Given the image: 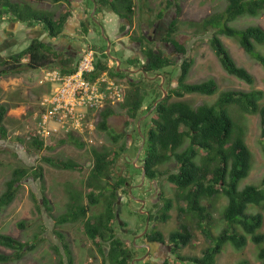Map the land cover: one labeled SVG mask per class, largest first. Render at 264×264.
I'll return each instance as SVG.
<instances>
[{
    "label": "trees",
    "instance_id": "trees-1",
    "mask_svg": "<svg viewBox=\"0 0 264 264\" xmlns=\"http://www.w3.org/2000/svg\"><path fill=\"white\" fill-rule=\"evenodd\" d=\"M96 2L97 9L94 17L99 22L103 18L100 17L103 6H108L110 12L116 13L121 19L131 20L134 14L133 0H96ZM171 7L175 16L167 22V18L164 16ZM86 11L88 13L89 8ZM180 11L181 7L178 5L177 0H168L167 8L158 13V17L163 19L158 22L159 26L157 24L155 26V29H157L160 26L163 27V24L166 23L167 34L165 33L166 35L163 36L162 40L158 41L161 48L155 49L151 46L155 41L150 42L148 34L138 37L137 39L142 40L141 48L144 49L142 52L144 55L143 57L131 56L128 58V63H130V67L142 68V77L137 80L129 77V75L122 76V78H127L130 85V93L125 101L121 103L126 110V129L132 125H137L140 118L148 113L153 108L154 103L163 95V91L154 93L152 100L146 102L144 95L147 93H139L138 90L135 93L137 84L146 81V79L143 80L144 73L149 75L159 74V77L164 76V87L167 89L166 97L157 102L153 111L142 122L148 126V129L139 133L135 128L136 142H134V147L136 152L141 145L142 135L145 137L139 158L141 166L135 167L139 169L138 173H130L132 174L130 177L121 174L115 182L109 183L114 170L113 165L120 155L125 153V144L123 143L116 151L107 148L93 149V165L85 182V185L91 190L88 193H85L84 190L74 192L75 190L70 188L73 204L69 206L68 212L66 211L54 219L57 225L82 222L84 234L103 250L101 252L103 262L100 264H130L134 256L128 250L129 254L121 248L123 243L119 239L111 238L115 237L112 229L117 222V203L128 199L131 187L133 190L135 188L138 190L137 197L146 199V203L151 209L159 208L163 221L170 217L169 212L174 207V201L177 200L180 205L182 201L186 204V207L180 206V211L191 215V218L197 219L198 223L202 225L210 217L208 207L203 203V200L219 195L228 199L223 210L222 220L225 222L223 230L217 236H212L209 230L202 225L203 231L211 236L214 245L205 250L202 257L186 256L181 257L182 260H190L198 264H216V258L221 254L226 244H232L236 249H242L249 240L258 245L264 243V231L261 230L264 226V178L260 184H246L240 187L242 180L250 174L252 152L245 139V123L240 118H235L240 117L243 113L259 114L264 154V104L260 102L264 97V91L262 89H252L250 91L228 89L220 94L215 103H205L198 106H194L184 99L172 100L174 96L183 97L187 93L212 95L218 90V84L213 78L202 82H187V76L193 64L192 60L187 59L181 65L180 74L176 75L175 82L177 85H172L175 72L168 71L166 67H175V61L171 59L165 43H168L177 52L184 53L185 51V46L173 36L177 28ZM262 12H264V0H227L226 8L222 13L210 15L201 23L204 30L210 28L215 30L214 35L210 38L211 45L224 69L229 74L250 84L254 83V76L247 68L237 64L219 34L235 38L245 52L264 67V53L256 48L257 44L264 43V28L260 25L237 28L229 24V22L239 17L245 15L257 16ZM66 14L67 12L56 18L53 12L35 9L26 2L0 0V23L4 20L43 23V28L48 32L49 37L56 40L68 36V33L63 29L67 20ZM88 24L90 23L87 20L82 25L83 31H86L85 33L90 31ZM122 29H125L124 25H122ZM81 34H75L74 37L81 39ZM77 44H80V42ZM88 47L91 46L84 45L77 49L69 47L68 51L58 53L47 38H34L32 43L23 51L0 59V76L9 73L20 74L46 66L59 67L63 72H71L76 70L78 62L81 60V54ZM67 54H69V58H66ZM99 54L95 49V71L92 73L93 76L109 69L108 61H102L101 58H98ZM101 54L104 58L108 56L106 49H103ZM78 55L79 60L77 61L75 58ZM23 58H27V62H23ZM110 74L120 76L116 67H113ZM154 85L156 88V82ZM155 88L153 90H157ZM232 107H238L240 115L234 116L237 112H234ZM6 112V105L1 103L0 134L3 138L8 135V130L1 125ZM115 113L111 105L103 108L100 112L101 119L98 122V127L102 130H108L110 128L109 118ZM125 135H128V132L120 133L114 139ZM17 140H21V138H17ZM59 142H69L79 147H84L87 144L82 137H76L72 134L60 139ZM28 143L34 149L39 150L44 147L46 141L31 132ZM48 147L51 148V146ZM134 154L137 155L135 152ZM43 159L62 169H82L79 162H75L72 158L67 160ZM170 161L178 164L176 170L159 169L161 165ZM132 163L129 161V166ZM143 170H145V181L142 186H138L141 182ZM28 172L29 169L24 167L15 168L11 178L6 182L5 191L0 195V210L14 200L20 186L19 183L27 176ZM34 173L39 180L43 179L41 166H38ZM164 175H166L168 181L176 186L174 199L167 198L162 194L158 199L153 200L152 196H146L145 192H141V188L145 187L154 191L155 185L163 179L160 176L163 177ZM95 192L98 194H95ZM160 193L162 192L160 191ZM34 199L38 200L35 197ZM85 199H87L86 202ZM102 201L103 206H105L104 209L92 216L90 212L92 205ZM47 203L49 201L44 198L46 206ZM139 204L141 205L140 202ZM253 207H259L260 210H251ZM37 208L39 212L42 211L39 201H37ZM117 224L118 227H121L118 222ZM20 226L25 227L26 225L22 221ZM41 226H45L44 221ZM57 234L61 239L64 237L61 231H57ZM148 237L152 242L164 239L160 231H153ZM191 237L187 224H184L181 230L171 232L169 239L174 243V254L177 255L178 249L176 248L181 245L186 246ZM106 239H112L111 251L106 250ZM0 244L14 250L11 253L0 251V263L19 260L28 248L35 246L32 244L28 247L25 242L9 234H0ZM54 250L59 256L60 264H66L62 259L65 254L68 263L73 264L74 257L68 243H63L62 247L55 245ZM258 257L264 264V247L260 249ZM239 264H247V261L244 259Z\"/></svg>",
    "mask_w": 264,
    "mask_h": 264
},
{
    "label": "rangeland",
    "instance_id": "rangeland-1",
    "mask_svg": "<svg viewBox=\"0 0 264 264\" xmlns=\"http://www.w3.org/2000/svg\"><path fill=\"white\" fill-rule=\"evenodd\" d=\"M16 1L29 3L30 6L35 9L53 12L56 18L67 12V20L63 29L69 34L72 33V36L70 37V35H68L65 39L74 43L76 47L79 45L77 42H80L81 46L90 45L97 49L100 53L98 58H101L102 61H107L111 57L120 60V68H118V63L115 67L120 75L118 77L121 78L122 76L126 77L130 75L122 70L130 64L128 63L127 57H133L134 55L141 56L137 51L131 52L134 46L137 47L133 42L138 37L142 36L144 34L143 32L148 34V36H153L156 24L163 19L158 17V13L161 10H165L168 6V0H133L134 14L131 17V20L126 19L127 23L131 24L130 30L126 29L127 31H125V29L120 28L119 31H117L115 24L118 18H112L113 21L109 23L107 22V14H116L110 12L108 6H103L101 9L100 17H103L104 19L101 18L100 23L94 16L88 18L84 17L85 12H87L85 10L87 5L83 0H60L57 2L55 0ZM88 1L91 5L92 1ZM177 3L180 5L181 11L178 15L179 20L173 36L185 46V51L184 53L180 51H178V53H174L173 51V53H170L171 59L175 61V67L167 66L166 69L175 72L172 85H177L175 82L177 79L176 75L180 74L181 65L183 61L187 59L193 61L187 76V82H202L213 78L218 84V90L212 95L187 93L183 97L174 96L172 100L184 99L192 105L198 106L205 103H215L220 94L228 89L245 91L262 89L264 91V67L251 55L246 53L235 38L219 34L237 64L247 68L254 76L255 81L253 84H250L229 74L222 66L219 57L211 45L210 38L214 35L215 30L211 28L209 30H204L201 26L202 21L208 16L215 13H222L226 8L227 0H177ZM173 16H175V13L171 7L166 11L164 17L167 18L168 22ZM82 18L83 20L87 19L89 21L92 26V31L90 30L88 33H85L86 31H80L79 28H77L80 21H83ZM26 24L30 25V23ZM26 24L17 22V24H6L5 28H2V24L0 23V45H3L4 47L12 46L15 43L20 42L19 39H24L25 41L27 36H33L25 31L27 27H25ZM229 24L237 28H244L249 25H260L264 28V12L257 16L245 15L239 17L234 21L229 22ZM118 25L120 26V23H118ZM31 29L33 30L34 28ZM160 30H162V26L156 29L159 33ZM11 32L13 35H11ZM80 33H82L81 39L74 37L75 34L77 35ZM127 33L129 34L126 35ZM122 39H124L123 42H126L127 45H130L131 50L123 45ZM62 40L63 39H61V41ZM109 42L111 43L110 46ZM144 43L147 44L145 41ZM60 44L63 45L66 43L62 41ZM24 45L22 44L15 48H11L10 50H7L8 53L3 52L1 58L7 56L9 52L22 49ZM108 46L110 48V54L108 53L107 58H104L101 51L103 49L107 50ZM151 46L155 47V43L151 44ZM256 48L264 53V43L257 44ZM57 49L60 50L62 48L57 45ZM75 59L78 61L79 55ZM141 59L142 58L140 57V60ZM23 62H27V60L24 59ZM34 73L37 78L42 76V70L34 71ZM137 75L133 74L132 78L138 80L142 77L139 73ZM147 77L149 78V82L143 81L138 83L135 88V93H137V90L139 93H147L144 95V98L146 102H150L154 93L162 92L161 83L163 82V79L160 81V78H154L152 74H148ZM155 82L157 84L156 88L154 85ZM126 83L129 84L128 81ZM42 85L48 87L49 83L46 82ZM39 87V82L33 77L31 70L20 74L9 73L7 75H2L0 76V103H3L9 98L14 101L12 102L14 107L24 106L29 112L33 106L32 104H34L36 95L41 93ZM154 88L157 90H153ZM127 93H130V88L127 89ZM38 97L39 95H37V98ZM260 102L264 104V97ZM112 107L116 113L109 118L110 128L108 130H102L97 127L95 133L91 134L89 137L83 138L87 143L84 147H79L78 145L69 142L60 143L59 141L57 142V140H54L50 144L51 148L46 146L42 149L36 150L31 147L28 142H25L24 145L19 142H8V146H6L4 142H2L3 140H0V195L5 191L6 182L11 178L16 167L29 169L27 176L21 180V183H19L20 186L16 192L14 200L0 210V234H9L25 242L28 247L32 244L35 245L33 248H28L21 259L0 264H60L59 256L55 252L54 247L55 245L62 247L63 243H68L72 249L71 251L74 257L73 264H100V260L103 259V255L101 254L103 250L101 247L96 246V243H93V241L84 234L82 222L57 225L54 219L57 218L58 215L64 214L69 206L73 204V196L70 194V188L74 189V192L84 190L85 193H88L91 190V188H88L85 185V182L93 165V149L107 148L111 151H116L123 145V143L125 144V153L121 154L113 165L114 170L111 179H109V183L115 182L121 174L130 177L132 176L130 173H138L137 171H139V169L135 167H140L141 163L139 160H136L139 149L136 152L134 147V142H136L135 128L141 133L142 131L145 132L148 129V126L142 123L140 125V130L138 125H132L126 129V110L121 107L120 104L116 103L113 104ZM232 108L234 112H237L234 116L240 115L238 107ZM235 118H240V120H243L245 123V139L252 152V168L250 174L242 180L240 187H243L246 184H260L264 178V154L259 114L243 113L240 117ZM6 120L12 136L13 132L17 133V135L25 133L26 127L24 128V124L22 127L21 121L12 116H9L5 121ZM125 132H128L129 136L125 135L124 137L114 139L116 135L120 133L124 134ZM12 141H15V139H12ZM134 152L137 154L136 156ZM43 158L53 160H67L72 158L75 162H79L82 169H62L50 164ZM134 160H136V165L134 164ZM129 161L133 162L131 166L128 164ZM38 166H41L43 170L42 180H39L34 173ZM177 166L178 164L170 161L161 165L159 169L176 170ZM142 175L143 172L141 174V182L138 185L142 184ZM160 178L163 179L162 181H158L155 185L156 190L154 189V192L157 191L159 193L161 191L162 193H160V195L164 194L167 198L174 199L176 186L166 179V175L163 177L160 176ZM152 191L146 187L141 188V192H145L146 196H149ZM95 194L98 193L95 192ZM137 194L138 190L136 188L135 190H130L128 199L124 200L125 202L120 210V217L128 222L141 219L146 226L147 214H145L144 211L147 213L148 209L146 207L149 206L148 204L140 205L137 200L139 199ZM154 196L157 198L156 195ZM34 197L37 198V201L41 204V212L38 211L37 201ZM44 198L49 201L47 206L44 204ZM86 201L87 199H85V202ZM203 203L207 205L210 217L206 219L202 225L209 230L212 236H217L225 226L222 217L224 207L227 204V198L220 197V195L214 196L208 200H204ZM180 206L186 207L185 202L182 201V204L180 205L177 200L174 201V207L169 218V223L172 225V228L169 225H165L164 229L170 231L173 228H180L181 224H189L193 237L189 245L180 250L179 256L176 254L167 255L164 249H162V254L169 256L167 264H195L182 260L181 257L201 256L208 247L214 245V241L211 239V236L203 231V227L198 223L197 219H193L189 214L180 211ZM104 207L103 201L94 203L90 211L92 216L100 213ZM143 207L144 210L142 209ZM251 210L258 211L260 208L253 207ZM22 221L25 223V227L20 226ZM43 221L45 226H41ZM117 222L114 224L115 233L121 236L125 235V237L128 238L124 247L128 249L133 238V247L135 248L136 246H139L142 239L136 238L142 234L144 229L134 237V234L121 230V227H118ZM197 224H200L201 227ZM131 226L136 229L135 223H132ZM261 230L264 231V226ZM57 231L63 233L64 237H62V239L57 234ZM263 247L264 243L258 245L251 240H249L247 245L242 249H236L232 244H226L221 254L217 256L216 264H238L242 259L247 260V264H262L261 260L258 258V254ZM0 251L11 253L14 250L0 244ZM159 251L160 249H158V252ZM132 252L134 256H139L143 251L134 250ZM62 259H64L66 264H69L66 254ZM135 263L140 264V261L136 260Z\"/></svg>",
    "mask_w": 264,
    "mask_h": 264
},
{
    "label": "built area",
    "instance_id": "built-area-1",
    "mask_svg": "<svg viewBox=\"0 0 264 264\" xmlns=\"http://www.w3.org/2000/svg\"><path fill=\"white\" fill-rule=\"evenodd\" d=\"M95 71L94 52L87 48L73 73L60 69L47 70L45 78L51 83L45 107L36 123V134L43 138L67 136L70 133L88 135L96 127L99 112L111 100L121 99L122 84L108 72Z\"/></svg>",
    "mask_w": 264,
    "mask_h": 264
},
{
    "label": "clouds",
    "instance_id": "clouds-1",
    "mask_svg": "<svg viewBox=\"0 0 264 264\" xmlns=\"http://www.w3.org/2000/svg\"><path fill=\"white\" fill-rule=\"evenodd\" d=\"M87 9V8H86ZM85 9V10H86ZM84 10V11H85ZM119 16V15H118ZM104 19V18H103ZM10 22V23H9ZM17 22L18 23H23V24H26V23H30V25H25V27H26V29H25V31L27 32V33H29V34H31V35H33V36H27L26 38V40L24 41V39H19L20 40V42H18V43H15L14 45H12V46H3V45H0V59H2L1 57H2V55H3V52H7V50H10L11 48H15L16 46H18V45H24V47L22 48V49H20V50H16V51H14V52H9V54L7 55V56H5L4 58H6V57H10L11 55H14V54H16V53H19V52H21V51H23L25 48H27L31 43H32V41L34 40V38H47L48 39V42H50V43H52L53 44V47H54V50H56L58 53H63L64 51H68V49H69V47H72V48H74V49H77V48H81V47H83V46H81V44H79L78 45V47H76L75 45H66V44H60L62 41H61V39L62 38H65V36H63L61 39L59 38H57V40L56 39H52L51 37H49V34H48V32L43 28L44 27V24L43 23H31V22H27V21H9V20H4L3 22H1V24L2 25H4V26H2V28H5V26H6V24H11V23H13V24H17ZM6 23V24H5ZM103 23V22H102ZM104 26V25H103ZM38 27H41V29H38ZM31 28H34L33 30L31 29ZM42 31V34L40 35V36H36V34H37V31ZM81 31V30H80ZM92 31V30H91ZM11 35H13V33L11 32ZM16 35V34H15ZM14 35V36H15ZM26 36V35H25ZM25 36H24V38H25ZM111 44V43H110ZM57 45L60 47V48H62V49H57ZM130 46V45H129ZM88 48H91V47H88ZM86 50V49H85ZM91 50L94 52V66H95V49H93V48H91ZM85 52V51H84ZM84 52L81 54V57H82V55L84 54ZM131 52H133V50H131ZM8 53V52H7ZM107 53H108V51H107ZM109 54H110V49H109ZM69 54H67V56H66V58H69V56H68ZM73 57H74V55H73ZM24 59H26V60H28L27 58H23V60ZM80 61V60H79ZM113 61H114V63H116V65H117V61H120V60H117L116 61V59L114 58L113 59ZM116 61V62H115ZM121 62V61H120ZM79 63V62H78ZM121 64V63H120ZM114 67H115V64L113 65ZM0 67H1V65H0ZM77 67H78V65H77ZM120 67V66H119ZM127 69H131V70H137V69H141L142 70V68H134V66L133 67H130V66H128V67H126ZM52 69H59V67H49V66H46V67H39V68H36V69H34V70H32L31 72H32V74H33V77L37 80V82H39V88L41 89V93L40 94H37V95H39V97L37 98V95H36V97H35V100H34V104H32L33 106L31 107V110H29V112H28V110H27V108L26 107H24V106H13L12 105V102H14L12 99H9V98H7L8 100H6V101H4L3 102V104H5L6 105V107H7V112H6V114H5V117H4V119H3V122H2V126H4L7 130H8V135H7V137H5V138H3L2 136H1V134H0V140H3L2 142H4V144L6 145V146H8V142H14V143H20V144H25V142H28L29 141V137H30V134H31V132H33L34 134H36V130H35V127H36V123H37V121H38V119H39V117L41 116L40 114L43 112V110L45 109V107L41 104V101H42V99L44 98V97H46V96H48V95H50L49 94V91H50V88H51V83L49 82V81H47L46 80V78H45V75H46V72H47V70H52ZM125 69V68H124ZM37 70H42V76L40 77V78H37L36 77V75H35V73H34V71H37ZM76 70H77V68H76ZM76 70H74V71H71V72H64V73H73V72H75ZM112 70V69H111ZM123 70V69H122ZM62 71V70H61ZM143 71V70H142ZM142 71H139L138 73L140 74V76H141V73H142ZM63 72V71H62ZM103 72V71H102ZM123 72H126L125 70H123ZM101 73V72H100ZM126 73H129L130 75H129V77H133V74L134 75H137L138 73H131V72H126ZM108 74L114 79V80H116V82H118V83H120V84H122V89H123V94H122V96H121V99H117V100H115L114 102H112L111 100H109L108 102H107V105H113V104H120V106L122 107V105H121V103H123L124 101H125V99H126V97H127V95H128V93H127V89L128 88H130V86H129V84H127L126 82H127V78H122V79H120L118 76H112L111 74H110V72H108ZM144 75H145V77H147L148 76V74L147 73H144ZM154 76V78H155V76H157V77H159V74H155V75H153ZM145 77H143V80H145L146 79V82H149V78L147 77V78H145ZM156 77V78H157ZM160 78V81H161V79H163V82H164V84H165V77L164 76H160L159 77ZM46 82H48L49 84H50V87L48 86V87H44L42 84L43 83H46ZM164 84H163V87L161 86V90L163 91V88H165L164 87ZM166 89V88H165ZM167 90V89H166ZM163 96V95H162ZM161 96V97H162ZM160 97V98H161ZM156 104H157V101L155 102ZM154 103V104H155ZM1 104V103H0ZM106 105V106H107ZM105 106V107H106ZM156 106V105H155ZM155 106H153V108L152 109H150V111L148 112V113H146V114H144L141 118H140V120L138 121V123L141 125V123H142V121L145 119V117H147L152 111H153V109L155 108ZM104 107V108H105ZM101 112V111H100ZM100 112H99V119H98V121H97V124H96V127L92 130V132L91 133H89L88 135H77V134H73V133H70V134H72V135H74V136H79V137H82V138H84V137H89V136H91V134H93V133H95V130L97 129V127H98V122L100 121V119H101V116H100ZM9 116H12L13 118H15V119H17V120H19V121H21L22 122V127H23V124H24V128L26 127V130H25V133L24 134H22V135H17V133H14L13 132V136H12V134L10 133V131H9V126H8V123H7V120L5 121V119L6 118H8ZM111 117V116H110ZM31 123V124H30ZM138 123H137V125H138ZM31 126H33V127H31ZM99 128V127H98ZM135 128V127H134ZM129 132V131H128ZM70 134H68V135H70ZM37 135V134H36ZM68 135L67 136H50V137H46V138H43L41 135H37L38 137H40L41 139H44L45 141H46V143H45V145H44V147H46V146H51L50 144L52 143V141H54V140H57V142L60 140V139H63V138H66V137H68ZM143 135H142V139H143ZM17 138H21V140H17ZM145 138V137H144ZM12 139H15V141H12ZM83 140H85V139H83ZM142 143V142H141ZM141 154V153H140ZM139 158H140V156H139ZM139 158L137 159V160H139ZM134 164H135V160H134ZM136 165V164H135ZM145 181V180H144ZM144 184V183H143ZM142 184V185H143ZM141 185V186H142ZM130 190H132V187L129 189V192H130ZM141 198V197H140ZM143 198V197H142ZM138 200V203L140 202H142L141 203V205L142 204H145V205H147V203H146V199H143V200H141V199H137ZM204 200H208V199H204ZM203 200V201H204ZM227 201H228V199H227ZM123 202L124 201H121V202H119V203H117V208H116V220L118 221V223L121 225V230H123L122 228L126 225V227H124V228H126V232H130L131 234H134V237H135V235H137L138 233H140V231H142V229H144L143 230V232H142V234L141 235H139L136 239H138V238H141L142 240H143V237H148V235L149 234H151L153 231H160L162 234H163V237H164V239L163 240H156V241H158V244H157V246L156 247H162V249H164V251H165V253L167 254H170V255H174V243H172L171 242V240L169 239V236H170V233L171 232H173V231H175V230H181L182 229V227H183V225L184 224H181L180 225V228H173L172 230H170V231H166L165 229H164V226L165 225H169L171 228H172V225L169 223V218L167 219V220H162L161 219V212H159V208H150V207H146L148 210V212L146 213L145 211H144V213L145 214H147V222H146V226H145V224L143 223V221L140 219V220H137V221H133V222H130L129 221V225L128 224H125V222L127 223L128 221L127 220H123L122 219V217H120V210L122 209V207H123ZM140 207V206H139ZM143 210H144V207L142 208ZM172 211V210H171ZM171 211L169 212V214H170V216H171ZM150 214H151V216H150ZM191 216V215H190ZM132 223H135V226H136V229L133 227V226H131V224ZM141 224V225H140ZM188 225V227H189V231L191 232V230H190V226H189V224H187ZM199 227H201L200 226V224H197ZM161 226H162V228H161ZM124 231V230H123ZM191 235H192V237H193V233L191 232ZM192 237H191V239H192ZM142 240H141V242H142ZM133 242H134V238H133V240H132ZM190 242H191V240H190ZM189 242V243H190ZM189 243L186 245V246H180L179 248H176V249H178V254H177V256H179V252H180V250L183 248V247H187L188 245H189ZM263 244V243H262ZM261 244V245H262ZM168 246H171V247H173L172 249H169L168 248ZM140 247H142V246H136L135 248L133 247V245L131 246V252L132 251H134V250H142V251H144L145 249L143 248V249H140ZM209 248V247H208ZM133 253V252H132ZM150 254L152 255V252L150 251ZM150 255V256H151ZM203 255V254H202ZM202 255L201 256H195V257H202ZM188 257H192V256H188ZM259 258V257H258ZM143 259V258H142ZM150 258H147V259H144V260H142V261H140V264H143V263H145L146 261H148ZM244 259H242V260H240V261H243ZM132 261V260H131ZM186 261H188V262H192V263H195V264H198V263H196V262H194V261H190V260H186ZM239 261V262H240ZM247 261V260H246ZM239 262H238V264H239ZM262 262V261H261ZM130 264H131V262H130ZM134 264H136L135 263V261H134Z\"/></svg>",
    "mask_w": 264,
    "mask_h": 264
},
{
    "label": "flooded vegetation",
    "instance_id": "flooded-vegetation-1",
    "mask_svg": "<svg viewBox=\"0 0 264 264\" xmlns=\"http://www.w3.org/2000/svg\"><path fill=\"white\" fill-rule=\"evenodd\" d=\"M85 2V4L87 5V8H89V12H85L84 14V17H90V16H94L95 12H96V9H97V2L96 0H91L92 1V4L90 5V2L88 0H83ZM83 20V18H82ZM87 22V19H84L83 21H80L79 25L77 28H79V30H82L83 31V24ZM120 24L121 25H124L125 26V31L127 30H130V27H131V24L127 23L126 19H120ZM166 23L163 24V27H162V30H160V33L156 31V29H154V33H153V36H148V40L150 42L152 41H155V49H158L160 47V44H159V40L161 41L163 36L166 35V31H167V27L165 25ZM158 25V23H157ZM159 26V25H158ZM88 28L89 30H92V26L90 24H88ZM164 28V29H163ZM127 29V30H126ZM144 34H146L145 32H143ZM166 33V34H165ZM129 33H127L126 35H128ZM123 42V41H122ZM141 42L142 40H139V39H136L133 43H135L137 45L134 46L132 48L133 52L134 51H137V53L139 52L141 54V56H143L144 54H142L143 52V47L141 48ZM129 46V45H128ZM165 46H167V49H168V52L170 53H178L175 49L173 50V48L168 44V43H165ZM161 48V47H160ZM173 51V52H172ZM138 130V129H137ZM129 136V134L127 135ZM131 136V135H130ZM156 190V188H155ZM157 196V198H155V196ZM150 196L153 197V200H156L160 197V192L158 193L157 191H152ZM139 199L143 200L144 198H140L138 197ZM142 203V202H141ZM151 216V214H150ZM125 224H128L129 225V222H125ZM126 227V225L124 226ZM122 228L124 231H126V228ZM113 233L115 235V237H111V238H114V239H119L123 244L121 245V248H123L124 251H126L127 254H129L128 252H131V246L133 245V241H131V245L130 247L127 249L126 247H124V245H126V241L128 238L125 237V235H117L115 233V229L113 228ZM150 238L149 237H143V240L142 242L139 244L140 248H144L145 250L142 252L141 255L139 256H133L132 258V261H131V264H134V261H142L144 259H147V258H150L148 261H146L145 263L143 264H167L169 260V256L168 253L167 255H163L162 254V247H156L157 244H158V241H150L149 240ZM106 243H107V251H111L112 250V239H106ZM169 249H172L173 247L171 246H168ZM158 249H160V251L158 252ZM128 250V252H127ZM150 251L152 252V255L150 254ZM151 255V256H150ZM98 256V255H97ZM143 258V259H142ZM103 262V259L100 260V263Z\"/></svg>",
    "mask_w": 264,
    "mask_h": 264
},
{
    "label": "crops",
    "instance_id": "crops-1",
    "mask_svg": "<svg viewBox=\"0 0 264 264\" xmlns=\"http://www.w3.org/2000/svg\"><path fill=\"white\" fill-rule=\"evenodd\" d=\"M106 17H107V22L109 23V22H111V21H113V19L112 18H118V20H117V22H116V24H115V26H116V29H117V31H119V29L120 28H122V25L120 24V26L118 25V23H120V17L118 16V15H116V14H107L106 15ZM106 20V19H105ZM6 24V23H5ZM2 26H4V25H2ZM38 29H41V27H38ZM68 33V32H67ZM42 34V31H37V34H36V36H40ZM72 34V33H71ZM71 34H69L68 33V35H70V37L72 36ZM66 37V36H65ZM63 39V41L67 44V45H69V44H73L74 45V43H71V42H69L68 40H66L65 38H62ZM124 39H122V41H123ZM126 40V39H125ZM78 43V42H77ZM123 45L126 47V48H128V49H130L131 50V48H130V46H128L127 44H126V42H123ZM107 51V50H106ZM134 56H136V55H134ZM129 57H131V56H128L127 58H129ZM113 57H111V58H109V60H107L108 61V65H109V69H107V70H104L103 72H111L112 70V68L114 67L113 65L115 64L116 65V63H114V61H113ZM116 61H117V59H116ZM115 61V62H116ZM126 68V67H125ZM138 76V75H137ZM120 79H122L121 77H119ZM134 79V78H133Z\"/></svg>",
    "mask_w": 264,
    "mask_h": 264
},
{
    "label": "water",
    "instance_id": "water-1",
    "mask_svg": "<svg viewBox=\"0 0 264 264\" xmlns=\"http://www.w3.org/2000/svg\"><path fill=\"white\" fill-rule=\"evenodd\" d=\"M109 46H110V42H109ZM109 46H108V48H107L108 53H109V49H110ZM120 63H121V62L118 61V68H120V67H119ZM123 70H125L126 72H131V73H137V72H139V71H142L141 69L131 70V69H127V68H125V69H123ZM156 77H157V76H155V78H156ZM163 84H164V82L161 83V86H162V87H163ZM166 95H167V90H166L165 88H163V96H162L161 98H159V99L157 100V102L160 101V100H162L163 98H165ZM155 105H156V103L154 104V106H155ZM138 127H139V130H140V124H139V123H138ZM144 141H145V138L143 137V139H142V143H141V145H140V147H139V151H138V155H137L136 160L139 158L140 153H141V151H142V149H143ZM136 160H135V162H136ZM144 180H145V170H143L142 184L144 183ZM142 184H140V185H138V186H141Z\"/></svg>",
    "mask_w": 264,
    "mask_h": 264
}]
</instances>
